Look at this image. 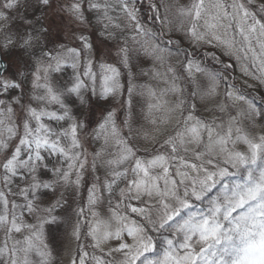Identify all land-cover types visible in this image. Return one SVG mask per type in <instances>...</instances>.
<instances>
[{
	"label": "snow or ice",
	"instance_id": "obj_1",
	"mask_svg": "<svg viewBox=\"0 0 264 264\" xmlns=\"http://www.w3.org/2000/svg\"><path fill=\"white\" fill-rule=\"evenodd\" d=\"M138 3L0 0V264H264V0Z\"/></svg>",
	"mask_w": 264,
	"mask_h": 264
},
{
	"label": "rangeland",
	"instance_id": "obj_2",
	"mask_svg": "<svg viewBox=\"0 0 264 264\" xmlns=\"http://www.w3.org/2000/svg\"><path fill=\"white\" fill-rule=\"evenodd\" d=\"M141 0H139L138 3V7H141L140 5ZM145 5L147 4L149 6V0H144ZM171 3L178 5V6H186L188 3H190V0H170ZM150 10V8H149ZM161 11H163V9H161ZM152 15L151 10L149 12V14H147V19L149 18V16ZM151 62L149 61H143L137 64V66L132 68V73H133V80H132V84L134 86H136L137 91H135L133 93L132 96V106H133V113L137 118L141 119V122L143 123V119H142V115L143 113L147 110V104L149 102V97L147 95H140L139 94V86H151L153 88L159 89L164 87V85L162 83H160L157 80L152 79V77L150 75H143L141 72V69L147 71L149 68H151ZM70 71V70H69ZM122 71L125 73V75L122 77V82L125 85V94L123 99H127V87H128V79H127V74H126V70ZM251 96L252 98L255 100L256 102V106L257 108H264V100L261 99V96H264V92H257L256 90H252L251 92ZM171 99V97H169ZM117 108H119V105H114ZM99 110H97L98 112ZM201 112L204 115H208L207 113L204 112L203 108H201ZM118 117L119 119L123 118V109H121L118 112ZM119 119H118V123H119ZM257 124L261 125L264 124V121H260L259 118L257 119ZM244 127L247 128V122L244 123ZM261 128L257 127L255 129V132H260ZM102 141H97V142H90L89 146H88V150L89 152H92L94 149L98 150L101 146ZM89 164H91V156H89ZM103 169L99 170V174L101 176H103ZM86 195V193H85ZM106 204L103 206V209L106 210ZM53 247L55 249L54 251V255H56L57 257V264H68V255L66 252V248H67V244L58 239L57 241H55V243L53 244ZM73 247H75V245L73 244ZM91 252V249H88Z\"/></svg>",
	"mask_w": 264,
	"mask_h": 264
},
{
	"label": "trees",
	"instance_id": "obj_3",
	"mask_svg": "<svg viewBox=\"0 0 264 264\" xmlns=\"http://www.w3.org/2000/svg\"><path fill=\"white\" fill-rule=\"evenodd\" d=\"M140 5H141V7H139V8H140V14H141V16H142L145 20H148V19H147V14H149V12H150V10H149V6H148L147 4L145 5L144 0H141ZM148 16H149V15H148ZM149 17H150V16H149ZM149 23H150V21H149Z\"/></svg>",
	"mask_w": 264,
	"mask_h": 264
}]
</instances>
